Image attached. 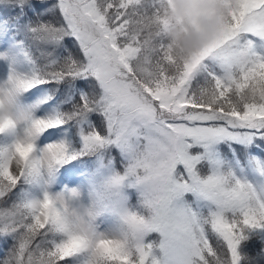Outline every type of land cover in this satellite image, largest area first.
Masks as SVG:
<instances>
[{
	"label": "snow or ice",
	"instance_id": "6c2138e0",
	"mask_svg": "<svg viewBox=\"0 0 264 264\" xmlns=\"http://www.w3.org/2000/svg\"><path fill=\"white\" fill-rule=\"evenodd\" d=\"M9 9L33 67L0 82V135L13 137L0 145V264H240L246 232L264 229V183L237 178L216 146L264 143V0H0ZM168 30L213 35L178 53ZM49 100L57 111L36 115ZM108 147L124 170L88 205L52 191Z\"/></svg>",
	"mask_w": 264,
	"mask_h": 264
},
{
	"label": "rangeland",
	"instance_id": "374dc122",
	"mask_svg": "<svg viewBox=\"0 0 264 264\" xmlns=\"http://www.w3.org/2000/svg\"><path fill=\"white\" fill-rule=\"evenodd\" d=\"M11 13L10 16L4 13H0L5 18L0 19V82L7 79L10 71H14L17 74L27 75L32 71V65L29 64L23 55L21 54L20 48L17 46V40H23V36L20 35L15 25L8 27L11 21L18 19L19 9L13 11L8 10ZM26 22V20H22ZM24 47L27 48L32 55L38 56L39 53L33 48L27 41H25ZM41 89L50 87L47 85L38 86ZM40 93L34 88L29 93H24L17 100V104L22 108H28L37 101ZM41 111H37L36 115H44L43 110H47L49 114L57 111L53 106L52 100H49L48 105H41ZM91 123L97 122V117L93 116L90 118ZM87 122H85L86 124ZM85 125H82L83 127ZM50 132H57L55 129H50ZM65 138L68 140L70 146L74 149L79 148V136L73 134V130L68 128L63 133ZM75 135V141L73 139ZM47 136V133L45 134ZM55 138V137H51ZM50 138V139H51ZM13 139L11 134L0 135V145L8 144ZM44 139V137H42ZM48 142L47 139L44 140ZM75 142V146L73 143ZM217 151L229 161V167L233 171L237 178L252 182L253 184L264 183V177H261L258 173V168L264 165V143H253L247 147L242 145H235V151L230 150L227 144H220L216 146ZM235 157L234 164L232 163ZM80 160L84 161L83 165L80 166V170L76 173L74 182L69 183L63 179L58 173L52 182V191H60L62 188L76 190L79 194L78 203L82 205H88L91 202V197L94 189L103 185L107 179L114 173H122L124 170L125 162L120 152L112 147L98 149L93 154L80 157ZM73 164H77L78 161H72ZM65 168L68 165L64 166ZM120 167V169H119ZM64 168L60 169V173H63ZM124 188L121 191V197L126 198V202L129 205H133L132 201H129V196L138 194L135 189L127 190ZM39 195V192L35 193ZM138 199V196H137ZM138 203V200H136ZM97 223L101 229H105L115 223L114 218L110 216L98 217ZM252 234L256 237V240H261L264 244V229L248 230L246 236ZM258 258L264 260V248L259 252Z\"/></svg>",
	"mask_w": 264,
	"mask_h": 264
},
{
	"label": "trees",
	"instance_id": "16d2710c",
	"mask_svg": "<svg viewBox=\"0 0 264 264\" xmlns=\"http://www.w3.org/2000/svg\"><path fill=\"white\" fill-rule=\"evenodd\" d=\"M264 248L261 240H256L252 234L245 235L239 244L240 264H264V260L258 258L259 252Z\"/></svg>",
	"mask_w": 264,
	"mask_h": 264
},
{
	"label": "clouds",
	"instance_id": "9594fccd",
	"mask_svg": "<svg viewBox=\"0 0 264 264\" xmlns=\"http://www.w3.org/2000/svg\"><path fill=\"white\" fill-rule=\"evenodd\" d=\"M166 35L173 44L177 45L176 51L178 53H187L189 50H194L195 48H198L201 44L207 42L208 39H211L213 32L212 30H209L208 35L205 39L197 41H191L185 37H182L176 30H168ZM7 115L8 114L6 112L0 113V121H6Z\"/></svg>",
	"mask_w": 264,
	"mask_h": 264
}]
</instances>
